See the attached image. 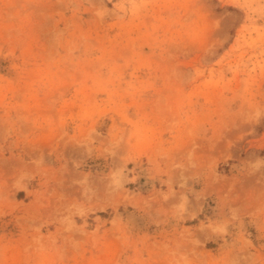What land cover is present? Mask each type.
I'll list each match as a JSON object with an SVG mask.
<instances>
[{"label":"rangeland","instance_id":"374dc122","mask_svg":"<svg viewBox=\"0 0 264 264\" xmlns=\"http://www.w3.org/2000/svg\"><path fill=\"white\" fill-rule=\"evenodd\" d=\"M0 264H264V0H0Z\"/></svg>","mask_w":264,"mask_h":264}]
</instances>
